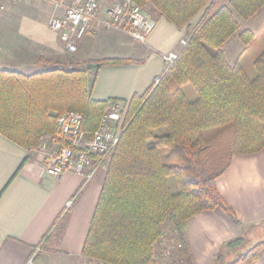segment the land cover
I'll return each mask as SVG.
<instances>
[{
  "label": "trees",
  "instance_id": "1",
  "mask_svg": "<svg viewBox=\"0 0 264 264\" xmlns=\"http://www.w3.org/2000/svg\"><path fill=\"white\" fill-rule=\"evenodd\" d=\"M134 2L143 8L152 5L155 14L178 28L186 26L187 43L159 83L130 99L126 126L107 165L81 254L114 264H159L160 250L170 245L174 248L166 256L197 264L188 237L190 219L201 211L221 210L238 224L217 179L235 154L264 149V45L251 67L230 64L223 48L241 28L238 16L250 19L264 0ZM205 7L199 22L191 25ZM240 36L247 45L258 39L249 29ZM122 61L70 59L65 64L43 56L40 62L47 69L32 74L0 68V133L25 148L39 147L45 135L59 143L56 117L76 111L84 115L91 137L108 102L92 97L88 65L99 68ZM253 67L256 74L250 77ZM160 127L167 132L156 134ZM210 130L214 137L208 136ZM171 175L177 193L170 189ZM243 242L238 236L226 248ZM263 250L262 241L231 264H253Z\"/></svg>",
  "mask_w": 264,
  "mask_h": 264
},
{
  "label": "crops",
  "instance_id": "2",
  "mask_svg": "<svg viewBox=\"0 0 264 264\" xmlns=\"http://www.w3.org/2000/svg\"><path fill=\"white\" fill-rule=\"evenodd\" d=\"M119 1L101 0L98 19L78 42L75 52L66 48L48 24L52 15L65 13L63 7L56 8L46 0L10 3L5 11L22 15L17 19L0 18L4 31L13 29L6 31L7 36H0V68L15 66L14 70L32 74L47 69L48 65L40 62L43 56L65 64L70 59H124L119 64L91 67L87 79L92 97L129 102L134 95L146 93L166 72L165 56L180 52L187 27L178 28L151 12L157 22L155 29L145 42L136 41L123 26H104L107 10ZM201 12L190 21L191 25L199 22ZM238 20L241 28L224 44V52L230 64L241 62L251 67L262 47L253 52L248 63L244 56L257 41L247 45L240 33L249 29L257 37L264 31V8L250 19L238 16ZM52 149L53 145L25 148L0 133V264H26L38 247V255L48 250L41 264H63L65 260V264H78L87 259L81 254L83 241L107 167L102 165L90 180L73 171L55 177L45 167ZM217 187L232 207L238 224L221 210L201 211L193 216L188 237L197 264H213L227 242L242 237L252 226L256 232L264 230V149L248 155L235 154L217 179ZM69 200L73 203L67 208ZM253 264H264V250Z\"/></svg>",
  "mask_w": 264,
  "mask_h": 264
},
{
  "label": "built area",
  "instance_id": "3",
  "mask_svg": "<svg viewBox=\"0 0 264 264\" xmlns=\"http://www.w3.org/2000/svg\"><path fill=\"white\" fill-rule=\"evenodd\" d=\"M39 0H0V13L7 10L12 2H36ZM56 8L63 7V15L49 17V27L59 34L60 40L70 52H75L78 42L87 34L93 21L98 19L101 0H46ZM104 26L124 27L128 33L139 42H145L148 35L155 29L156 20L147 14L134 0H121L113 4L106 12ZM187 43L184 38L182 46ZM177 52H170L165 56L168 67L178 57ZM157 78L155 84L159 83ZM154 84V85H155ZM129 102L121 99H111L102 115L98 128L91 137L84 129V115L76 111H66L57 118L58 134L62 142L57 143V138L45 135L42 138L43 147L52 143L53 149L47 154L45 167L50 175L62 176L63 173L73 171L85 175L90 180L103 164L108 161L117 146L126 126V114ZM73 200L67 202L71 207ZM162 235V243L166 242ZM180 247L181 244H175ZM173 246L167 245L160 250L159 255L166 258L171 253ZM41 249V247H38ZM174 248V247H173ZM38 253V252H37ZM30 255L26 264H36V254ZM82 264H114L99 259H86Z\"/></svg>",
  "mask_w": 264,
  "mask_h": 264
},
{
  "label": "rangeland",
  "instance_id": "4",
  "mask_svg": "<svg viewBox=\"0 0 264 264\" xmlns=\"http://www.w3.org/2000/svg\"><path fill=\"white\" fill-rule=\"evenodd\" d=\"M209 5L210 4H207V6H209ZM149 6H151V5H148L146 8H143L141 6L144 9L145 14H147L148 16H150V14H152L151 12H153L155 14L153 7L152 6L149 7ZM262 8H264V7H262ZM201 11L200 12H201V17H202L205 14L204 11H206V7L203 8ZM7 12L8 11L1 12L0 13V18L2 19V18H6V17H13V18H16L17 19L19 16L22 15V14H20V12H14V10L11 13H7ZM11 30H13V29L5 30L4 31L3 26H0V36H7L8 34L6 33V31H11ZM10 34H13V33H10ZM257 38H258L257 39V43L255 45H253V47H252L253 49H251L250 52L244 56V60L245 61H248V63H249V59H252L253 52L255 53L258 49L261 48V46L264 45V35H263V31H262V33H259V35L257 36ZM9 69L14 70V69H16V67L13 66V68H9ZM248 69H249V67H248ZM249 72L248 73L250 74V77H254L255 74H256V71H255V68L254 67H253V72H251V71H249ZM159 79H161V78H159ZM188 87L191 88V85H189ZM154 132L156 134H162V133L167 132V128L160 127V128L155 129ZM212 133H213V135H212ZM207 134L210 137H214V135H215L213 130L208 131ZM215 145L217 146V144H215ZM227 151L228 150H226V152L225 151L224 152L227 153ZM111 158H112V155L110 156V158L108 159V161H106V163L103 164L105 167H107V165H108L109 161L111 160ZM205 161H207V158L205 159ZM219 164H221V162ZM106 173H107V171H106ZM168 181H169V186H170V189H171L172 193H177L179 191V188H178L179 186H178V183H177V180H176L175 176L174 175H171L168 178ZM261 227H262V229H264V225H262ZM164 230H165V234H167V236L170 235L169 238L171 240V235L172 234L169 232L168 227H166ZM242 237L244 239V242L241 245H239V247L237 246L236 248H233V249L224 247L220 251V254L218 255V257L214 260V263L213 264H231L239 256L245 254L255 244H257L259 242H262V241L264 242V230H262V232L259 233L258 231L256 232L254 230V227L252 226V228H250V229H248L247 231L244 232V234L242 235ZM160 239H161V237H160ZM165 239L167 240V238H165ZM158 241H159V239H158ZM165 244H166V242L165 243H162L163 246H165ZM46 251H48V250H45L41 255H38L37 257L35 256V262H36V264H41L42 263V260L45 257L44 255L46 254ZM37 252L38 253L41 252V249L36 248V250L33 251V254H35ZM46 256H54V255L48 254ZM55 258H57V256L53 257V259H55ZM86 258L87 259H92V258H89V257H86ZM66 261H68V260H65V262H63V264H65ZM69 263H71V262L69 261ZM82 263L83 262L78 263V264H82ZM159 264H181V263H179V261L176 262V260L173 258V256H167L166 258H161V262Z\"/></svg>",
  "mask_w": 264,
  "mask_h": 264
},
{
  "label": "water",
  "instance_id": "5",
  "mask_svg": "<svg viewBox=\"0 0 264 264\" xmlns=\"http://www.w3.org/2000/svg\"><path fill=\"white\" fill-rule=\"evenodd\" d=\"M88 66L92 67V66H93V64H89Z\"/></svg>",
  "mask_w": 264,
  "mask_h": 264
}]
</instances>
